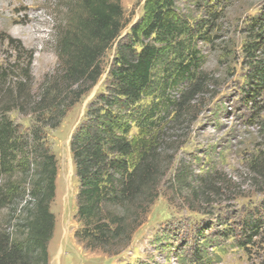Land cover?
<instances>
[{
    "label": "rangeland",
    "instance_id": "1",
    "mask_svg": "<svg viewBox=\"0 0 264 264\" xmlns=\"http://www.w3.org/2000/svg\"><path fill=\"white\" fill-rule=\"evenodd\" d=\"M72 2L0 0V67L12 77L14 65L30 61L33 92L58 65L57 40L69 25ZM144 2L121 0L126 26L102 60V76L57 128L46 129L57 161L49 264H195L200 255L210 264H264V176L256 171L264 161V94L248 97L254 87L252 66L264 62V0L178 1L195 32L190 44L199 68L193 83L200 92L177 112L170 106L160 121L168 149L163 158L170 164L158 196L130 245L117 256L85 249L75 237L79 183L71 138L89 105L106 95L117 45L142 18ZM258 18L263 20L252 28ZM251 44L257 46L252 55ZM186 86L170 88L166 96L173 100ZM4 89L1 93H7ZM152 101L145 97L140 106ZM8 117L23 128L32 123V117L17 111ZM136 134L132 128L130 137ZM12 219L9 209L0 210L1 229L9 228Z\"/></svg>",
    "mask_w": 264,
    "mask_h": 264
},
{
    "label": "trees",
    "instance_id": "2",
    "mask_svg": "<svg viewBox=\"0 0 264 264\" xmlns=\"http://www.w3.org/2000/svg\"><path fill=\"white\" fill-rule=\"evenodd\" d=\"M178 1L145 0L142 18L117 45L106 95L89 105L71 138L79 183L75 237L85 249L117 256L130 245L170 164L163 158L168 149L160 121L170 106L177 112L200 92L193 83L199 68L190 44L195 32ZM71 5L69 25L57 40L58 65L36 92L30 61L14 65L12 77L0 67V210L9 209L13 216L9 228H0V264H49L57 161L46 129L57 128L98 82L102 60L126 26L121 0H73ZM262 20L254 19L252 28ZM256 49L249 45L248 54ZM249 79L254 87L248 97L263 96L264 62L252 66ZM181 84L187 86L180 96H166ZM145 97L153 101L142 108ZM11 111L32 117L30 127L15 124ZM132 128L137 134L130 137ZM256 171L264 176V161ZM204 260L200 255L194 261L210 264Z\"/></svg>",
    "mask_w": 264,
    "mask_h": 264
}]
</instances>
